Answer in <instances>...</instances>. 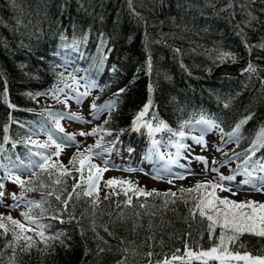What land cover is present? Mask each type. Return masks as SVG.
<instances>
[{
    "label": "trees",
    "instance_id": "trees-1",
    "mask_svg": "<svg viewBox=\"0 0 264 264\" xmlns=\"http://www.w3.org/2000/svg\"><path fill=\"white\" fill-rule=\"evenodd\" d=\"M66 45L78 48L79 61L89 59L83 62L98 87L91 103L105 112L97 127L102 142L139 139L134 121L151 100L142 120L153 126L162 120L171 129L158 132L159 140L176 143L181 125L201 116L226 135L247 120L229 155L240 162L251 155L264 129V0H0L1 170L39 159L25 142L47 111L67 107L54 101L60 92L52 95L67 84L56 55ZM225 53L232 58L221 60ZM249 63L256 72L244 71ZM252 159H264V148ZM71 170L60 184L54 183L58 167L51 176H22L33 181L23 190L31 201H46V211L33 208L31 215L48 226L46 236L58 238L45 243L37 225L16 242L12 231L19 228L2 220L8 231L0 228V264H156L183 255L186 242L193 250L218 242L209 238L206 221L193 219L191 200L173 204L168 197L165 207V197L125 195L119 187L85 196L83 188L73 190L79 173ZM24 237L32 238L28 251ZM232 250L264 256V238L244 234Z\"/></svg>",
    "mask_w": 264,
    "mask_h": 264
},
{
    "label": "rangeland",
    "instance_id": "rangeland-1",
    "mask_svg": "<svg viewBox=\"0 0 264 264\" xmlns=\"http://www.w3.org/2000/svg\"><path fill=\"white\" fill-rule=\"evenodd\" d=\"M59 59V66L64 73L67 84L62 85L60 96L55 97L56 101L64 100L67 102L65 109L50 110L53 113L64 114V119L60 121L64 132H59L53 127V122L48 117L42 116L34 131L33 139L45 142L48 139V132L53 134V138L57 142H61L66 134H73L74 141L71 145L63 148L59 157L53 156L52 162L57 165L63 164L66 168H76L69 164V160L79 150L85 152V149L92 147L93 152H100L101 157L93 156L92 162L100 167H107V171L101 174V180L98 184L97 194H103L112 189L119 187L121 190H127L131 186L143 188L145 191L155 190H171L177 191L179 188L195 185L199 181L219 182V177L235 175L234 181H225V187H230L229 191H218L221 197H228L236 201L255 200L264 203V192L253 190L248 185H241L240 181L245 177L237 174L238 166L243 168L244 161H237L236 156H230L234 147V138H230L218 127L207 129L205 125L197 124L196 121L185 124L182 131L186 135L177 139V142L186 145L183 149H177L176 143L163 142L159 140L158 132H149L148 128L142 126L139 128V139L128 140L121 137L113 142H102L101 136L96 132L95 135L83 136L81 132L90 133L93 129H97L102 119L105 118V112L101 108H93L91 101L96 97L98 92L97 84L91 78L90 69L87 67L88 57L84 56L80 60L79 50L76 46L66 45L56 54ZM83 60H86L85 64ZM87 95H81L82 93ZM79 97V99H77ZM61 98V99H60ZM61 103V102H60ZM62 106V105H61ZM112 106L109 105V110ZM108 111V108H107ZM69 113L75 114L79 119L68 117ZM153 126V125H152ZM156 127V126H153ZM203 136L205 145L196 143L192 137ZM153 141L156 143L153 144ZM99 142L101 147L95 148L94 145ZM36 150H41L34 146ZM220 149L219 151L217 149ZM107 149V151H103ZM54 147L47 149V152L54 151ZM179 152V154H177ZM87 155V153H85ZM198 156L206 158L205 161L196 159ZM30 162V158H27ZM39 159H37L38 161ZM175 163H172V161ZM105 161L107 164L105 165ZM28 162V163H29ZM27 163V164H28ZM235 163L238 165L235 166ZM26 165V164H24ZM13 169L15 174L21 178L28 171L25 168ZM70 169V170H71ZM87 174V172L85 173ZM9 172L0 169V184L4 186L3 199L0 200V214H3L7 220V216L19 220L26 228L35 230L36 223H29L23 215L27 209L26 202L17 201L12 197V193L19 195L22 189L9 178ZM157 176L163 177L162 179ZM183 176L185 178L180 179ZM79 174L76 180H79ZM115 178L117 183L111 186L107 185L109 179ZM172 180V183L168 181ZM232 193H236L233 195ZM127 194H131L128 191ZM27 201H31V193L24 192ZM11 205V207H9ZM19 228L18 226H16ZM1 230V229H0Z\"/></svg>",
    "mask_w": 264,
    "mask_h": 264
},
{
    "label": "snow or ice",
    "instance_id": "snow-or-ice-1",
    "mask_svg": "<svg viewBox=\"0 0 264 264\" xmlns=\"http://www.w3.org/2000/svg\"><path fill=\"white\" fill-rule=\"evenodd\" d=\"M179 51V49H177ZM226 58H232L231 54L225 53L221 55L220 59L224 60ZM151 68V64L149 62V69ZM247 72H256L257 69L249 63L248 66L244 69ZM121 92L124 89L120 90ZM56 92H63V89H56L53 91L52 95H56ZM81 95H87V93H82ZM58 98V97H57ZM79 99V97H77ZM66 103V101H64ZM95 108V104L92 105ZM151 107V100L145 105L144 109L137 115L134 121V126L137 130L140 127L145 126L148 128L149 132H160L162 129H168L171 131L167 123L164 121H160V123L153 127L151 123L144 122L142 118L145 116L149 108ZM47 116L52 120L55 125V128L59 132H64V128L62 127L60 121L64 119V114L62 113H53L51 111H47ZM69 118L72 119H79V117L75 116L73 113L68 114ZM250 118V117H249ZM247 120H242L240 123L236 125L231 133H228L230 140L232 138L239 139V132L241 126L246 123ZM197 124L205 125L207 129H213L219 127V125L212 119H206L204 116H201L199 120L196 121ZM184 125H181L183 128ZM223 131V129H221ZM97 129H93L90 133L81 132L80 135L88 136V135H95ZM179 137L183 138L186 133L184 131H179L176 133ZM7 139V137H5ZM196 143L205 145L203 136L200 137H192ZM74 141L73 134H66L65 137L61 142H57L56 139L53 138V134L48 132V139L45 142H40L39 140H34L29 137V139L25 142L27 144H31L33 146H37L39 149L38 151L32 152L30 149L31 155L35 157H39V160L30 161L27 165L23 164V161L14 165L15 169L25 168L29 172L30 177H39L40 173L47 172L49 176H51V169L59 168L60 172L57 179L54 181L55 184H60L62 182V178L65 176L72 177V170L66 168L63 164L57 165L55 162H52V157L56 156L59 157L60 153L62 152L63 148L66 146L71 145ZM156 142L153 141V144ZM54 147V151L47 152L46 150L49 148ZM93 146L85 149V152H80L79 150L72 156L69 160V164L75 165L78 163L79 167L75 168V171L79 173V180L73 185V190L77 188H83V194L85 196H92L94 192H98V184L101 180V174L104 171H107V167H100L99 165L92 162L93 156L101 157L100 152H93ZM95 148L99 149L101 147L100 143L97 142L94 145ZM177 149H183L186 147L183 143H176ZM264 148V129H261L256 139L253 141L252 148H251V155L247 152L246 160L244 161L243 168L240 169L238 166L237 174H240L242 171L243 176L245 177L243 180L240 181L241 185H248L253 190L258 192H264V159L262 160H253L252 157L255 155L257 149ZM220 150L219 148L217 149ZM3 151V148L0 147V152ZM103 151H107L104 149ZM87 153V155H85ZM179 154V152L177 153ZM196 159L205 161L206 158L203 156H198ZM172 163H175L173 160ZM107 161H105V165ZM9 176L8 178L15 184H17L21 189V193L17 195L16 193H12V197L17 201V206L20 202H26L29 206V211L23 212L21 215L25 217V219L29 223H37L38 227L41 231L37 232L36 234L40 236L45 243L47 240H54L57 237L54 236H46L45 230L48 226L44 224L38 223V218L33 217L31 215V210L33 208H40L41 212L43 213L46 209L43 208V204L46 202L43 198L40 201H27L24 195V189L26 184L33 183L32 179L25 181L21 178L20 175L15 174L13 169H8ZM87 172V174H85ZM75 178V177H73ZM157 178L162 179L163 177L157 176ZM180 179L185 177L180 176ZM235 175L231 176H223L219 177V182L213 181H199L193 187L190 188H181L179 190L180 196H177L176 192H172L168 190L167 192H159L155 189L151 191H145L143 188L131 186L125 190V195H127L128 191H132L136 196H159L165 197L164 206L167 207L169 200L168 197H172L174 199L171 200V203H176V199L183 200L186 204L189 200L192 201V207L189 209L190 214L192 215L193 219H195L196 215L198 214L199 217L207 222V232L209 234V238L212 239L213 237L216 238L218 241L214 243L211 247L207 249L199 248V250H193V248L185 243V252L183 255H176L175 253L172 255L171 260L164 259L163 261H157L156 264H173L175 261H179L180 264H194V262H198V264H213V262H218V264H264V256H253L250 253L244 252L241 254L239 251H233L232 246L236 244L241 236L244 234L254 235L260 238H264V203L258 202L255 200H246V201H236L233 199H229L228 197H221L217 194L218 191H229L231 192L230 187H225V181H234ZM172 183V180L168 181ZM108 186L117 183L115 178L109 179L107 182ZM40 187L43 188L45 185L43 182L40 183ZM28 191H34L35 188L27 189ZM3 191L4 186L0 184V200L3 199ZM235 195L236 193H232ZM48 195H55L54 192L48 193ZM77 197H79V193H76ZM72 193H69V198H71ZM108 197H105L107 199ZM57 200H60L59 196H56ZM98 199V198H97ZM65 205L67 201H62ZM97 203V200H93V205ZM127 204L131 205L132 203V196H128L126 201ZM11 207V205H9ZM141 208L146 207L145 204L140 205ZM139 215V213H137ZM154 215V213H153ZM5 219L3 214H0V221ZM7 220L11 221L13 226L19 227V232L13 230L12 236L16 242H19L23 237L24 232L29 231L30 229L26 228L24 224H22L19 220L13 219L10 215L6 217ZM0 228H4L5 232L8 231V228L5 224L0 223ZM217 229H219L218 236L216 235ZM189 236L191 233L188 234ZM24 239L28 240L29 243L22 248V251H28L33 245L30 243L31 237H24ZM243 245H241L242 247ZM103 251V249H101ZM177 252L180 250L177 249ZM148 257H152L153 253L148 252L146 253ZM14 264V262H13ZM120 264H124V261H121Z\"/></svg>",
    "mask_w": 264,
    "mask_h": 264
}]
</instances>
